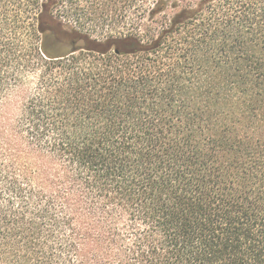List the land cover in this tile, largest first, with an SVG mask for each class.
<instances>
[{
  "label": "trees",
  "instance_id": "trees-1",
  "mask_svg": "<svg viewBox=\"0 0 264 264\" xmlns=\"http://www.w3.org/2000/svg\"><path fill=\"white\" fill-rule=\"evenodd\" d=\"M0 264H264V0H0Z\"/></svg>",
  "mask_w": 264,
  "mask_h": 264
}]
</instances>
